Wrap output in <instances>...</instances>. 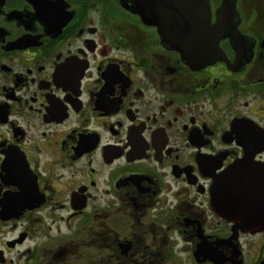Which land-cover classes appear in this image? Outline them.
I'll use <instances>...</instances> for the list:
<instances>
[{
	"label": "flooded vegetation",
	"instance_id": "1",
	"mask_svg": "<svg viewBox=\"0 0 264 264\" xmlns=\"http://www.w3.org/2000/svg\"><path fill=\"white\" fill-rule=\"evenodd\" d=\"M134 5L0 0V264H264L224 177L264 170V0H230L205 66Z\"/></svg>",
	"mask_w": 264,
	"mask_h": 264
},
{
	"label": "water",
	"instance_id": "2",
	"mask_svg": "<svg viewBox=\"0 0 264 264\" xmlns=\"http://www.w3.org/2000/svg\"><path fill=\"white\" fill-rule=\"evenodd\" d=\"M134 2L133 11L141 16L142 20L146 23H152L158 27L161 37L164 42L171 45V49L177 50L183 60L191 66H205L218 59L219 48L216 37L219 33L218 30H225L227 23L225 16L227 14V7L230 0H223L221 6L216 11V21L212 24L209 20V9L205 3V13L200 10L202 0H183V5L189 6L190 14L186 19L168 17L167 1L166 0H132ZM197 10V11H196ZM201 12V14H200ZM207 31L205 36L208 42L203 43L199 40L201 32ZM244 162V161H243ZM233 165L231 169L227 170L224 175L227 179L228 186L231 188L232 193L237 196H249L256 199V209L258 210L257 218L252 225L264 226V200L258 197L259 192L264 193V183L259 179H264V170H258L259 167L255 165ZM245 169L249 172L246 174ZM244 171L241 174V171ZM241 200V199H240ZM241 207V206H240ZM259 208V209H258Z\"/></svg>",
	"mask_w": 264,
	"mask_h": 264
}]
</instances>
